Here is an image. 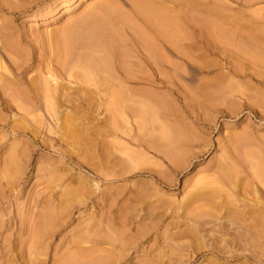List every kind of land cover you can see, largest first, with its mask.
<instances>
[{"label":"rangeland","instance_id":"1","mask_svg":"<svg viewBox=\"0 0 264 264\" xmlns=\"http://www.w3.org/2000/svg\"><path fill=\"white\" fill-rule=\"evenodd\" d=\"M133 1L0 0V264H264V0Z\"/></svg>","mask_w":264,"mask_h":264},{"label":"bare ground","instance_id":"2","mask_svg":"<svg viewBox=\"0 0 264 264\" xmlns=\"http://www.w3.org/2000/svg\"><path fill=\"white\" fill-rule=\"evenodd\" d=\"M133 2H136V5L138 4V9H137V15L139 16H143V14H145L144 12H147L146 10L147 9H149V6H150V4H149V2L147 1V0H134ZM132 3V2H131ZM136 10V9H135ZM139 12V13H138ZM196 12V11H195ZM141 16V17H142ZM149 16V15H148ZM189 16H190V14H189ZM145 17V16H144ZM146 19V18H145ZM149 24V23H148ZM156 25V24H155ZM192 25V24H191ZM193 26H195V25H193ZM192 26V27H193ZM181 27H182V24H177V28H178V30H180L181 29ZM155 28V27H154ZM180 28V29H179ZM196 29V27H193L192 28V30L193 29ZM157 29H158V27H157ZM195 29H194V31H195ZM159 32V31H158ZM158 35V34H157ZM164 36V35H163ZM168 42H170L169 41V39H168ZM181 43V42H180ZM174 44H175V42H174ZM173 44V45H174ZM180 45V44H179ZM178 46V45H177ZM157 47V46H156ZM173 47H175V48H177V50H179L178 49V47H176V46H173ZM180 47V46H179ZM159 49V48H158ZM180 54V53H179ZM151 54H144V57H145V61H147L149 64L151 63L152 65H155V64H157V63H159L158 61L159 60H155L154 59V57H153V59H152V57L150 56ZM161 55H162V53H161ZM142 57H143V55H142ZM162 57H164L165 58V56H162ZM158 59V58H157ZM165 60H166V58H165ZM85 61V60H84ZM162 61V60H161ZM163 63V62H162ZM163 67V66H162ZM55 93V92H54ZM120 94V93H119ZM46 96H47V94H46ZM54 96V95H53ZM122 97V96H121ZM54 99V98H53ZM263 178V177H262ZM80 258V257H79ZM79 260H81V259H79ZM79 260H78V262H79ZM64 262V261H63ZM85 262V261H84ZM62 263V262H61ZM65 263V262H64ZM81 263V262H80ZM79 263V264H80ZM92 263V262H91ZM94 263V262H93ZM66 264H67V262H66ZM68 264H69V262H68ZM75 264V263H74Z\"/></svg>","mask_w":264,"mask_h":264}]
</instances>
